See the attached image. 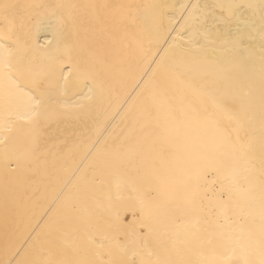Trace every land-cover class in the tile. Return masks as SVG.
Returning <instances> with one entry per match:
<instances>
[{"label":"snow or ice","instance_id":"obj_1","mask_svg":"<svg viewBox=\"0 0 264 264\" xmlns=\"http://www.w3.org/2000/svg\"><path fill=\"white\" fill-rule=\"evenodd\" d=\"M176 7L0 0L6 231L30 199L29 178L60 166L62 149L49 141L46 125L90 117L96 91L133 51L156 64L123 127L105 141L110 146L95 150L77 194L30 236L26 250L9 240L0 264H264V0H190L178 6L179 30L171 20L164 28ZM41 27L53 31L46 44L63 46L67 74L63 58L35 55ZM162 30L176 31L166 48ZM154 51L163 52L159 61ZM81 86L88 91L77 103L56 99ZM17 145L22 151H10ZM205 165L217 175L211 197L200 182ZM139 186L150 193L140 196V218L124 225L118 212L101 211Z\"/></svg>","mask_w":264,"mask_h":264},{"label":"bare ground","instance_id":"obj_2","mask_svg":"<svg viewBox=\"0 0 264 264\" xmlns=\"http://www.w3.org/2000/svg\"><path fill=\"white\" fill-rule=\"evenodd\" d=\"M48 3H87L100 2V0H45ZM115 2V0H113ZM122 2L150 4L165 3L176 5V8L168 9L169 16L164 19V28L169 27V20L172 27L179 30L178 16L180 4L189 3L190 0H122ZM194 2V0H191ZM203 2V0H202ZM211 3L213 0H206ZM165 37L167 43H164ZM176 31H161L160 44L168 47ZM36 41L35 55L39 58L61 57L65 61L61 67L65 74L72 68L68 62L67 54L63 46L57 48L56 43L46 44L47 40L53 39V31L50 27H41L35 32ZM145 40V47H147ZM163 52H153V58L159 61ZM156 69V64L151 60H143L138 50L131 53L130 60L125 63L113 76L109 85L104 90H97L96 101L92 115L80 120L55 119L46 125V133L49 141L62 149L59 152L60 166L54 175L38 173L29 178L28 190L30 199L14 215L11 216L9 228H5V210L3 204L2 186H0V259H4V249L10 240L16 249L26 250L30 243V236L42 232L49 218L57 211L63 200L71 195L77 194V185L81 177L85 174L91 175L89 168L93 162L95 150L102 147H109L105 141L109 137L118 133L123 127V117L128 106L133 103L137 94L144 88L145 83L152 76ZM88 89L81 86L79 94L69 93L68 95H57V100L74 104L81 100L82 95L87 94ZM57 111H61L59 105L54 106ZM7 135V133H4ZM99 141V143H97ZM95 145V147H93ZM22 151L20 146L10 148V151ZM92 152V155L89 152ZM11 167L15 168L16 163L11 162ZM205 170L200 173L201 185L207 190V195L211 197L218 184L217 175L210 165H205ZM3 169V149L0 146V171ZM16 175H24L23 169ZM148 196V190L139 186L136 190L131 188L123 189L116 207L112 210L101 209L105 215L113 218L118 212L120 220L124 225H129L135 215L141 217L140 196ZM57 197H60L58 200ZM113 199L116 200V193L113 190ZM23 255V253H22ZM18 257V258H22Z\"/></svg>","mask_w":264,"mask_h":264}]
</instances>
